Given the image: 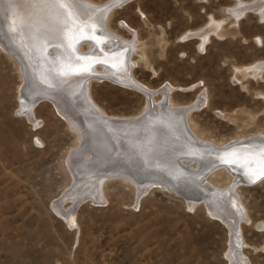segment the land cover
<instances>
[{
	"label": "rangeland",
	"instance_id": "rangeland-1",
	"mask_svg": "<svg viewBox=\"0 0 264 264\" xmlns=\"http://www.w3.org/2000/svg\"><path fill=\"white\" fill-rule=\"evenodd\" d=\"M240 1L257 0H129L111 17L115 36L141 45L131 56L135 80L155 92L157 102L164 89L173 88L177 108L194 104L192 125L184 122L202 146L231 148L254 139L264 144V20L258 15L264 0L260 12L248 9L237 17L233 10ZM2 39L0 264H232L231 231L210 213L217 206H210L212 196L196 205L158 181L119 176L104 184L99 198L80 196L86 174L81 162L88 153L53 100L30 82L31 67ZM92 80L90 96L108 116L137 118L148 106L136 88ZM201 95L202 103L195 105ZM41 97L47 100L38 104ZM123 142L120 147L127 146ZM229 173L210 174L207 182L224 188L219 191L221 200L226 194L224 203L237 196L245 206L250 221L240 223L243 252L251 264H264V178L249 185L237 170Z\"/></svg>",
	"mask_w": 264,
	"mask_h": 264
},
{
	"label": "bare ground",
	"instance_id": "bare-ground-1",
	"mask_svg": "<svg viewBox=\"0 0 264 264\" xmlns=\"http://www.w3.org/2000/svg\"><path fill=\"white\" fill-rule=\"evenodd\" d=\"M127 1L129 0H109L104 4L95 5L89 0H77L83 6V10L92 15L91 23L94 25L95 35L99 40L97 42V40L87 39V33L85 37L77 40L78 34L75 27H70L66 31L67 39L62 38L58 30L48 31L42 29L40 25L42 22L46 24V21H44V12L38 0H11V2L10 0H0V39H4L5 47L8 50L16 53L15 55L19 54L24 60L23 63L31 67L28 72L30 82L36 84L35 89L41 92L42 97L53 100L58 111L69 123L72 130L77 133L79 144L81 143L80 148L84 153H88L81 162L86 174L82 175L81 181H83L82 185L85 187H82V190L79 189L81 191L80 196L82 195L85 199L88 197L97 199L100 195H103V186L111 177L119 176L126 180L127 178H138L146 174H149L153 180H162L185 193L200 192L198 198L189 197L194 201V204L200 200L206 201L209 196H212L213 204L210 203V206L216 204L219 209L214 210L217 206L214 208L209 207L210 213L213 217L219 218L225 223L231 231L229 260L232 261V264H251L243 252L246 244L241 241L240 237L241 221L245 223L250 221V218L244 213L245 206L239 203L237 196L230 199V203L227 200H225L227 203H224L223 199L226 194L222 200L219 194V191L224 188L215 185V183L207 182V178L210 177V174H217L219 177L224 173L230 175L229 170H237L241 179L249 180V182L257 180L264 175V171L261 170V154L258 152L262 149L259 143L263 144V142L259 139L250 140L246 142L248 146L244 148L239 147L241 143L234 144L233 147L235 148H225L221 144L222 147L216 148L202 146L184 122L185 120L188 121V124L191 122L189 116L194 104L191 107L182 108V110L180 107L177 108L171 99L173 88L170 90L168 88L164 89L162 102H157L155 92L147 90L135 80L133 75L135 65L132 63L131 56L141 50V45L138 40L134 43L131 40L133 43L131 44V42L119 39L115 36L117 32L111 28V17L115 8L123 6ZM262 4L263 0H257L253 3L240 1L233 10V14L241 17L248 9L253 8L258 13L259 10L261 11L264 8L261 7ZM263 14L262 12L258 15L264 20ZM17 15L28 21V26L24 28L22 33L8 30L9 25L16 20ZM32 27L36 29L35 35H31ZM189 36L196 37L193 34ZM85 45L88 46L87 50L89 51L84 49ZM72 49H75V51L73 52ZM104 78L121 86L136 88L145 95L148 106L140 117L124 119L108 116L94 103L90 96V83L93 81L92 79ZM42 97L38 104L47 100ZM199 99L195 105L202 103V95ZM150 104H152V107H150ZM170 107L177 110H171ZM152 108L153 111L157 112L156 115H151ZM26 116L24 117L26 118ZM28 116L31 118V115ZM129 133H134L133 137L118 138ZM122 140L127 145L126 147L124 145L120 147L119 142ZM215 157L221 163L233 159L236 162L226 163L233 165L232 167L215 165ZM183 159H185V164L182 163ZM193 162L197 164V169L191 168L190 165L187 166V163L193 164ZM69 163L71 164V162ZM210 171L212 172L210 173ZM73 174L75 177L77 176V174ZM153 180L149 179L147 181L151 182ZM158 183L160 184V182ZM72 191L74 192V190ZM222 193L224 192L222 191ZM71 194L73 193L71 192ZM76 196L78 197V195ZM76 203L74 204L76 205ZM221 205H225L226 209H220ZM228 205L233 206V209L227 208ZM68 210L69 213L72 212L70 209ZM57 212L59 213V211ZM69 213L66 220L72 223V219L75 218Z\"/></svg>",
	"mask_w": 264,
	"mask_h": 264
},
{
	"label": "snow or ice",
	"instance_id": "snow-or-ice-1",
	"mask_svg": "<svg viewBox=\"0 0 264 264\" xmlns=\"http://www.w3.org/2000/svg\"><path fill=\"white\" fill-rule=\"evenodd\" d=\"M11 2V0H10ZM39 5L44 12V22L40 27L48 31H59L62 38L67 39L65 35L66 31L70 27H75L77 32V40L81 37H85L91 40H97L95 35L94 25L91 23L92 15L83 10V6L80 5L77 0H38ZM28 26V21L17 15L16 20L9 25V31L23 32L24 28ZM36 34L35 27L31 29V35ZM46 38V37H45ZM74 52L75 49H72ZM102 63L103 61H97ZM87 70V69H83ZM66 74V73H62ZM261 170L264 171V153L260 155ZM235 163V159L232 161L225 160V163Z\"/></svg>",
	"mask_w": 264,
	"mask_h": 264
},
{
	"label": "water",
	"instance_id": "water-1",
	"mask_svg": "<svg viewBox=\"0 0 264 264\" xmlns=\"http://www.w3.org/2000/svg\"><path fill=\"white\" fill-rule=\"evenodd\" d=\"M84 40V39H83ZM150 107H152V104H150ZM184 112V111H183ZM260 144V146L262 147V149H260V150H258V152H260V154L264 151V144H261V143H259ZM248 146V144H244V143H241L240 145H239V147L240 148H244V147H247ZM231 148H235V147H231ZM215 159H216V161L214 162V164L215 165H226V166H230V167H232L233 165H231V164H226V163H221V161H219V160H217V157H215ZM262 178H264V175H262V176H260L257 180H254V181H246L245 179V181H246V183L247 184H253V183H255V182H257V181H259L260 179H262ZM149 179H151V180H153L152 179V177H150V175L149 174H146V175H143V176H140V177H136V180L138 181V182H144V181H147V180H149ZM155 180V179H154ZM153 180V181H154ZM156 182L158 181V182H160V184L161 185H164V186H166L170 191H172V192H174L175 194H177V195H179L180 197H182V198H184V197H191V198H198L199 197V193L200 192H197V191H195V192H193V194H190V193H185L184 191H182L181 189H178V188H176V187H174V186H172V185H170V184H167L166 182H163L162 180L160 181V180H158V179H156L155 180ZM199 191H201V190H199ZM190 194V195H189Z\"/></svg>",
	"mask_w": 264,
	"mask_h": 264
}]
</instances>
